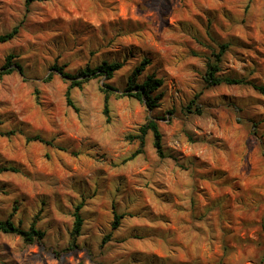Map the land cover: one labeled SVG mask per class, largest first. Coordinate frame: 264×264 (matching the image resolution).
I'll use <instances>...</instances> for the list:
<instances>
[{
	"label": "rangeland",
	"instance_id": "obj_1",
	"mask_svg": "<svg viewBox=\"0 0 264 264\" xmlns=\"http://www.w3.org/2000/svg\"><path fill=\"white\" fill-rule=\"evenodd\" d=\"M16 27L0 44V131H16L0 134V219L45 237L0 232V264H264V94L205 79L223 51L218 77L264 83V0H0V35ZM144 58L159 107L113 96L109 118L104 78L70 106L53 70L125 61L109 82L123 91ZM150 118L166 156L149 133L131 158Z\"/></svg>",
	"mask_w": 264,
	"mask_h": 264
},
{
	"label": "trees",
	"instance_id": "obj_2",
	"mask_svg": "<svg viewBox=\"0 0 264 264\" xmlns=\"http://www.w3.org/2000/svg\"><path fill=\"white\" fill-rule=\"evenodd\" d=\"M50 0H26L27 4H31L34 2H47ZM18 27L14 28L11 32L0 35V44L8 43L12 41L16 35L18 34ZM222 49H225L226 46H221ZM223 51L216 56L217 59H211V63H209L207 72H206V82L209 86H218L221 84L226 85H246L251 86L254 90H256L260 94H264V83L257 84L250 80L244 78H236V77H218L217 73L220 71L219 63L221 61V56ZM14 59L13 55L8 56L7 58V67L11 66L12 60ZM150 64V60L148 58H144L140 65L137 66L130 77L127 80V86L123 91L112 87L109 83L116 76L118 72L122 70L125 65V61L120 62H109L103 61L95 67L87 66L85 68L80 69L77 73H70L66 71L67 65H54L55 72L61 77L68 80L69 87L67 91V103L70 106L73 105V101L71 100V90L74 88H83V86L88 83L92 79L104 78V88L103 91L105 93V103H104V112L106 116L109 118V102L113 96L116 98L123 97H132L141 101L146 107L150 110H154L160 105V101L162 99V93H160V89L164 85V81L161 78H158L156 75L149 74L146 78H143L140 81V78L143 76L144 72L147 70V67ZM16 66L19 70L22 71V67L16 63ZM11 70L8 69L6 74H10ZM192 106L188 107V112L199 111L198 108L192 111ZM200 112V111H199ZM1 125V122H0ZM140 134H138L134 139L139 141L140 147L136 152L132 155L131 158L136 157L137 155L143 153V148L145 146V139L149 133H152L154 137V147L157 151V154L160 158H165V153L163 149V135L160 130L159 123L154 119H149L148 122L140 128ZM0 134H4L6 136H13L16 134V131H12L9 133H3L0 131ZM27 141L29 142H39L46 145H51V141L46 140L40 135L28 136ZM174 158V157H173ZM177 160L176 158H174ZM14 170L7 167L0 166V173ZM1 192V189H0ZM82 205L76 207L74 213V229H73V242L78 238L81 234L82 226H83V217L81 216ZM124 214H118L114 212V220L112 222V231H116L120 226L122 219L124 218ZM0 232L7 234H17L21 236L26 242L34 243L35 241H41L45 237V233L39 230L35 224L31 225L29 229H23L21 226L16 225L10 219L2 220L0 219ZM111 236V235H110ZM109 236V239L111 238ZM107 239V240H109ZM105 240V239H104Z\"/></svg>",
	"mask_w": 264,
	"mask_h": 264
}]
</instances>
